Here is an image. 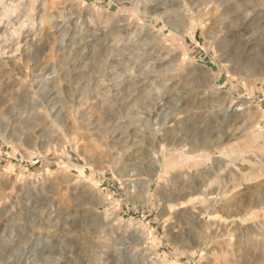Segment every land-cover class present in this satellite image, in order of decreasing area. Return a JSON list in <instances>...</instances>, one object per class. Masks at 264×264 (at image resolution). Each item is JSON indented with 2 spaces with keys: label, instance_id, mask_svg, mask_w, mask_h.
I'll return each instance as SVG.
<instances>
[{
  "label": "rangeland",
  "instance_id": "374dc122",
  "mask_svg": "<svg viewBox=\"0 0 264 264\" xmlns=\"http://www.w3.org/2000/svg\"><path fill=\"white\" fill-rule=\"evenodd\" d=\"M0 63V264H264V0H0Z\"/></svg>",
  "mask_w": 264,
  "mask_h": 264
},
{
  "label": "bare ground",
  "instance_id": "6f19581e",
  "mask_svg": "<svg viewBox=\"0 0 264 264\" xmlns=\"http://www.w3.org/2000/svg\"><path fill=\"white\" fill-rule=\"evenodd\" d=\"M125 26V25H124ZM5 63V62H4ZM1 64V63H0ZM5 85H7V84H5ZM4 85V86H5ZM3 87V86H2ZM2 87H0V88H2ZM5 88V87H4ZM264 133H262V135H263ZM255 138H260L261 137V134H256L255 136H254ZM263 150H264V146L263 147H261ZM173 163V161L170 159V160H168L167 162H166V165L168 166V165H171ZM195 163V162H194ZM166 167V166H165ZM171 167V166H170ZM168 169V168H167ZM202 201H204V200H202ZM235 205V204H234ZM238 205V204H237ZM196 207V206H195ZM207 208V207H206ZM241 208V207H240ZM237 209V208H236ZM230 211H232V210H230ZM210 234V233H209ZM212 238H213V236H212Z\"/></svg>",
  "mask_w": 264,
  "mask_h": 264
}]
</instances>
